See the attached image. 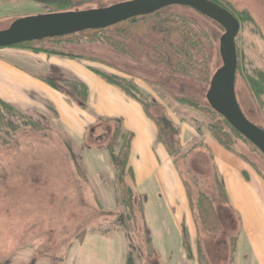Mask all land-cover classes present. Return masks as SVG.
Returning a JSON list of instances; mask_svg holds the SVG:
<instances>
[{"label":"rangeland","instance_id":"374dc122","mask_svg":"<svg viewBox=\"0 0 264 264\" xmlns=\"http://www.w3.org/2000/svg\"><path fill=\"white\" fill-rule=\"evenodd\" d=\"M127 1L131 0L67 2L74 6L72 11H83ZM218 1L237 14L248 12L255 22L243 21L240 24L235 42L236 59L240 65L235 92L246 117L264 129V95L257 98L247 82L249 76L264 74V0ZM50 12V7L45 4L30 0H0V32L17 19ZM167 13L190 19L205 34L203 40L213 76L210 86L173 75L165 67H155L146 59L134 61L130 55L121 53L108 43L92 42L84 36L82 42H72V46L61 41H46L28 47L39 48L42 52L38 53H46L43 52L46 49L56 52L58 55L54 56L64 57L61 53L84 55L88 60H73H81L107 74L126 77L143 91L152 116L157 120L170 119L173 142L170 147H173V157L196 214L198 239H190V227L184 225L182 241L162 240L161 247H158L154 240L149 239L141 208L143 202L136 195L133 201L137 227L131 235L126 232L121 221L127 213L126 201L121 194L118 173L111 166V153L106 149L114 141L117 122L102 119L90 110L93 119L82 120V124H89L82 135V128L80 130L71 124L64 131L53 111L45 115L23 112V116L14 119L16 125L18 122L38 125L26 128L19 125L21 129L12 132L9 139L5 138L7 131L10 132L6 128L8 119L1 123L6 130L0 132V141H3L0 142V264H126V233L128 249L131 251L133 247L134 255L142 256L141 264H198V261L200 264H264V260H260L261 255L264 256V247L256 246L259 243L264 245V239L244 238L246 234L238 230L239 224L232 215L234 208L227 207L222 198L220 182L214 178L210 158L195 152L193 147L203 144L202 138L210 134L207 131L209 125L217 120L231 136L235 154L263 178L264 155L236 134L222 117L212 120L207 113L174 99L190 98L208 108L207 96L224 82L220 44L226 31L216 22L188 8L173 7ZM130 48L136 52L134 47ZM20 49L31 50L26 47ZM52 68V77L60 90L86 111L88 105L85 107L77 97L83 92L82 86L69 78L68 81L62 79V68ZM70 116L74 119L72 113ZM114 121L122 123L119 119ZM193 135L200 139L193 140L189 148H182V139ZM162 143L168 152L171 151L165 142ZM158 154L160 156L161 152ZM201 194L212 201L217 215H220V231L215 234L205 232L201 227L196 208ZM179 243H182L184 256L178 253ZM122 244L120 257L118 247ZM197 252L200 260L194 259Z\"/></svg>","mask_w":264,"mask_h":264},{"label":"crops","instance_id":"0c3cea01","mask_svg":"<svg viewBox=\"0 0 264 264\" xmlns=\"http://www.w3.org/2000/svg\"><path fill=\"white\" fill-rule=\"evenodd\" d=\"M73 59L17 47L0 48V99L22 113L39 112L45 115L53 111L64 131L72 125L80 130L82 128V135L89 125L82 124V120L93 119L90 110L102 119L122 120L123 129L133 135L129 166L133 170L134 180L130 186L134 196L143 202L141 208L149 239L154 240L158 247H161L162 240L182 241L184 225L190 227V239H198L196 214L188 188L173 155L158 139L160 136L156 122L148 116L138 100L93 73L81 60ZM52 67L62 68V79L68 81L69 78L71 82L87 87L89 110L85 111L60 90L52 77ZM185 137L182 139V148H189L193 140L200 139L198 135ZM202 139L203 144L198 147L195 145L193 149L210 158L214 178L217 177L224 186L227 198L225 205L234 208L232 215L239 224L238 230L246 234V240L264 239V178L212 137ZM158 151L161 152L160 156ZM111 166L115 170L112 163ZM178 245V253L184 256L182 243ZM256 246L264 247L261 243ZM118 248L121 257L123 244ZM129 252L126 233V264ZM194 259L200 260L198 252ZM260 260H264V256L261 255Z\"/></svg>","mask_w":264,"mask_h":264},{"label":"trees","instance_id":"16d2710c","mask_svg":"<svg viewBox=\"0 0 264 264\" xmlns=\"http://www.w3.org/2000/svg\"><path fill=\"white\" fill-rule=\"evenodd\" d=\"M36 3H42L46 6L50 7V13H45L46 15L51 14H64V13H72L76 11H72L75 9L72 4L68 3V0H30ZM218 5L225 8L229 14L234 18L236 23L239 26L243 21H248L251 23H255L253 18L249 15L248 12L243 11L242 13H235L229 7L224 6L218 0H211ZM174 7H182V6H174ZM173 7H169L163 9L153 15L148 16H132L129 18H124L122 20H118L108 25L99 26L96 28L87 29L81 32H73L69 34L63 35H55L51 37L26 41L21 44L11 46V47H26L35 52H42L37 47H28L29 45L42 43L46 41H61L65 43L78 44L82 42V36L86 37L88 40L92 42H106L116 50L121 53H126L130 55L132 60L140 62L143 59H146L151 65L155 67H165L171 74L181 76L182 78L196 80L205 85H211L213 76L211 75L210 70V62L208 58V53L204 45L205 34L197 27L194 22L190 19H187L183 16L168 14L167 11ZM187 8V7H183ZM71 9V10H69ZM190 9V8H188ZM69 10V11H66ZM192 10V9H191ZM194 11V10H193ZM44 14V15H45ZM238 30V33H239ZM204 34V35H203ZM238 35V34H237ZM237 38V36H236ZM236 42V41H235ZM236 44V43H235ZM130 46L134 47L136 52H133ZM51 55H58L56 52L49 50H43ZM72 52V51H71ZM64 54V57L75 58V59H87L84 55H74L72 53H61ZM240 68V65L236 61V76L237 72ZM90 69L95 72L97 75L101 76L108 83L115 85L120 88L122 91L126 92L132 98L138 100L146 109L148 116L156 122L159 128V136L160 139L165 142L167 147L171 151L170 154L173 153V147H170L172 142L171 129L172 124L169 118L158 119L152 116L150 109H148V103L146 101L145 94L143 91L135 85L132 81L127 79L126 77H122L119 75H112L103 72L100 69L92 68ZM247 82L250 85V88L253 94L257 98H261L264 95V74L259 73L257 77L247 78ZM82 86V93L77 95V97L81 98V103L85 104L88 101V89L83 84H79ZM55 86V85H54ZM71 97V96H70ZM179 103L189 106L190 108L199 109L203 113H207V115L211 116L212 120H216L220 116L216 113L210 105L208 108H204L197 101L186 98V97H174ZM84 107V108H85ZM204 108V109H202ZM201 112V113H202ZM22 112L19 111L14 106L7 104L6 102L0 99V132H3L8 128L10 132L7 131L5 138H12V132L18 131L21 129L19 125L26 128L30 126H37L35 123H22L16 125L14 123V119L21 117ZM223 118V117H222ZM8 119V127L3 128L2 122ZM223 120L229 124V122L223 118ZM117 122L118 127L113 135V143L107 146L106 149L110 151L112 158V165L114 169L118 173V182L121 188L122 197H124L126 201L127 213L122 217L121 221L124 223V227L126 232L132 234L137 227V218L134 212V201L135 198L133 189L130 186V182L134 180V173L132 168L129 166V155L131 151V143H132V133L125 131L122 127L121 122ZM230 125V124H229ZM222 123L217 120L214 121L211 125H209L207 131L210 137H212L217 143H219L226 150L235 153L232 143V138L228 132L224 131L222 127ZM230 128L234 130V132L240 136H242L238 131H236L231 125ZM200 134V133H199ZM244 137V136H242ZM119 138L120 141H119ZM245 138V137H244ZM118 139V141H117ZM246 139V138H245ZM247 140V139H246ZM6 143L7 140L5 139ZM249 141V140H248ZM3 142V141H0ZM250 142V141H249ZM251 143V142H250ZM105 148V147H104ZM118 151L116 152V149ZM257 148V147H256ZM258 149V148H257ZM259 150V149H258ZM173 155V154H172ZM220 192L222 194V198L226 201V194L224 190V186L220 182ZM197 211L199 215V219L201 222V227L205 232L213 233L220 231V223L219 217L216 213L215 206L212 201L205 195L201 194L198 204ZM128 254L127 264H141L142 256L140 254L134 255V251L132 250ZM202 252V251H200ZM201 260L203 258L201 257Z\"/></svg>","mask_w":264,"mask_h":264},{"label":"water","instance_id":"95a60500","mask_svg":"<svg viewBox=\"0 0 264 264\" xmlns=\"http://www.w3.org/2000/svg\"><path fill=\"white\" fill-rule=\"evenodd\" d=\"M174 6L190 8L216 22L226 31L220 44L224 60V82L214 87L213 92L207 96V101L216 113L226 119L264 155V129L246 117L235 92V41L239 26L225 8L211 0H131L98 9L20 18L8 29L0 32V48L55 35L81 32L132 16L153 15Z\"/></svg>","mask_w":264,"mask_h":264}]
</instances>
